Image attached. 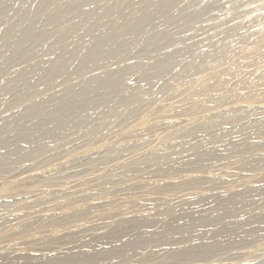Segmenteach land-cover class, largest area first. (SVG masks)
I'll return each mask as SVG.
<instances>
[{
  "label": "rangeland",
  "instance_id": "obj_1",
  "mask_svg": "<svg viewBox=\"0 0 264 264\" xmlns=\"http://www.w3.org/2000/svg\"><path fill=\"white\" fill-rule=\"evenodd\" d=\"M12 1L15 10L25 11ZM86 1L55 0L35 8L48 19L59 18L60 9L72 13L43 42L27 45L31 56L24 65L14 64L0 78L2 127L26 116V129L42 140L34 125L39 117L45 132L65 133L58 142L47 140L34 158L0 165V264H264V60L255 54L248 70L231 69L246 50L258 46L254 39L264 30V0H184L182 7L197 5L200 13L177 8L160 20L144 21L139 34L108 36L100 50H92L103 60L85 77L69 78L66 71L49 82L44 74L33 73L38 64L68 58L57 46L64 37L78 38L77 4ZM111 5L124 14L118 26L139 21L125 2L111 0ZM17 23L11 19L2 29ZM102 30L112 28L97 26L92 35ZM246 34L249 39L241 38ZM151 35L155 43L145 50ZM5 40L11 39L1 40L0 49L8 53ZM234 41L239 44L233 60L221 69L190 74L179 84L171 80L189 65L221 60L222 50ZM115 48L128 49V54L113 59L107 53ZM153 57L167 58L169 65L158 66ZM109 72L120 80L108 95L80 91L87 78L99 81ZM224 72L228 83L220 91L204 87L203 81L219 80ZM21 75L39 90L35 103L51 107L74 84L76 100L89 101L81 112L67 108L66 114L88 117L86 122L59 127L46 111L29 108L21 92L33 91ZM120 82L148 101L128 106L130 96ZM239 83L242 92L232 96ZM251 97L253 105L248 104ZM182 128H188L185 146L175 150L166 138ZM5 151L0 150L1 156Z\"/></svg>",
  "mask_w": 264,
  "mask_h": 264
},
{
  "label": "bare ground",
  "instance_id": "obj_2",
  "mask_svg": "<svg viewBox=\"0 0 264 264\" xmlns=\"http://www.w3.org/2000/svg\"><path fill=\"white\" fill-rule=\"evenodd\" d=\"M53 1H55V0H18L19 4L24 5V10H25L24 12H18L17 10H15L13 8L14 3L12 0H0V18H1V21L2 20L4 21V22L0 23V25H1L0 26V41L2 40V42H3V40L6 37L11 39L9 41L5 40V43H4V49L8 53H3L2 50L0 49V78L3 76L9 75L11 67L14 64L24 65L26 60L30 58L29 56H31V55L29 52L31 49H29V47H27V45L34 46L37 43L43 42V39L45 38V36H47L51 32L52 28L58 27L62 23L63 19L66 18V16L71 15L72 10H70L69 8L58 10L57 12L60 15V17L57 19H48V16H47L48 14H44L45 11H43L42 13L35 12V10H36L35 8H38L42 5H45V3L50 4ZM170 1H172L174 3L170 2ZM182 1H184V0H174V1L169 0V3L165 2L164 0L162 2L159 0H124V1L118 0V3H120V2L124 3L125 2L128 5L127 8L130 9V12H131L130 14H132L134 17L139 19V21L137 23H134V24L130 23V24H127L125 26H123V25L118 26L117 25V23L119 24V21L124 18V16H123L124 14H123V12H120L117 9L112 8L111 0H95V1L89 0V1H86L84 3L78 2L79 3V4H77L78 8L81 11H80L79 16H77V18L79 17L78 20H79V23H81V25L79 26L77 33H80V34L78 35L77 39L76 38L70 39V37L69 38L64 37L63 40L61 39L63 41V43L61 45L57 46L58 49H62L65 52V54L68 56V58L61 60V61H54L50 64H46L43 66L38 64L37 66H34V72L33 73L44 74L45 78L47 80H49V82L54 81V80H58L59 78H62L63 76H65L64 72H66V71L68 72L67 77H69V78H73L75 76H82V77L84 76L85 77L89 71H92L94 68H96L99 65V62H101L103 60L101 57L102 54L99 57H95V55L92 54V50H100L103 46V41L105 39H107L108 36L116 38V37H119L122 35L139 34L144 29V21H146L147 19H151L154 21L160 20L162 18H165V16H166L165 14L167 12H169V11L171 12L177 8H178L177 10H180L183 8L192 14H199L200 13V10H199L200 7L199 6L190 5V4L187 5L186 3H184L185 6L183 5L184 7H182V3H181ZM141 4L146 5V8L140 9L139 5H141ZM93 5L96 7L90 8ZM150 5H151V7H150ZM152 6L154 8H152ZM102 12L110 13L111 15L109 17L105 18V17H103ZM28 16H29V18H28ZM34 16H38V17H34ZM170 18H172V17H170ZM11 19H15L16 21H19V22L21 21V23H19V24L17 23L15 26H10L9 28L2 29V25L4 23L10 21ZM101 25H110L112 28L111 32L109 33L105 30H102L97 34L92 35L94 33L95 28L97 26H101ZM212 26H213V24H212ZM215 31L217 32V30H215ZM90 35L93 36L92 37L94 40L93 43L87 42V38ZM249 36L250 35L246 34V35H243V37H241V38L249 39L248 38ZM255 37L256 38L254 39V41L258 46L246 50V52L241 57H239L237 61L233 62V64L231 65L232 70H234V71H241V70H245V69L248 70L249 69L248 68L249 63H250L252 57L255 56V54H260V58L264 60V47H263V45H260L264 41V30L260 31V33L255 35ZM242 40L243 39H240V41L239 40L238 41L241 42ZM238 41L233 42L234 44H233V47L231 46L232 48H230L228 50H224V49L222 50L224 56L221 60H217L216 62H205L204 61V62L198 64L197 66L189 65L186 68L182 69L179 73H177L171 80L173 81L174 84L175 83L179 84L183 81L185 76H188L190 74H196L197 75V74H201L202 72H204L206 70H209L212 68L215 69L218 67L221 69L224 62L227 63V62H231L233 60L232 59L234 57L233 53H234V51H237L236 47H237V44H239ZM154 43H155V36L151 35V37H149L144 42L145 50L147 49L148 46H152ZM46 52L48 53V55L52 54L51 49H48ZM202 53H203V51H201V49H198V51L196 52V54H197L196 56H200V55H202ZM107 54L109 55V57H112L113 59H123L126 56V54H128V49L121 50L119 48L118 49L115 48V49H112L111 51H109ZM166 59L167 58L153 57V60L155 62L154 64H156L158 66L169 65V61ZM228 69H229L228 71H230V68H228ZM222 70H224V68ZM217 72H219V71H217ZM228 76H229L228 73L224 72L221 74V77L219 78V80L215 79V77H213V76H212L213 78L209 77L205 81H203V85H204V87H209V88L211 87L212 89H216V90L218 89L219 90L220 88H223L228 83ZM90 79H91V77L87 78L86 80H84L83 82H81L79 84L81 86V90H80L81 92L99 93L102 95L103 94L108 95V93L111 92L112 85L118 84L117 82H119V80H120L119 77L117 76L116 72L105 73L99 81L93 82L94 80H90ZM21 81L24 82L26 85H29L33 91V94H31L32 92H29V93L28 92H21L22 93L21 99L23 100V102H26L28 104V107L33 109L35 112L42 114V113H45V111H46L45 116H46V118L48 117L47 119L50 120L52 123H56L59 127L66 125V126H70V128H73V127L79 126L83 122H86L88 117L86 118L84 116V117L77 118L78 116L74 117V116H71L70 114H66L67 108H71V109L78 110L81 112L83 110V108L86 107L87 102L89 101L88 98L87 99L84 98L83 100H80V101L76 100V96L78 95L77 94L78 91L75 90L74 84H70L67 87V90H69L67 96L64 99H62V101H60L57 106H56V104H53V107H51V106L43 105L41 103L40 104L35 103L34 93L36 94L39 90L30 81L28 76L24 77V75H21ZM261 81H263V80H261ZM256 82H254V83H256ZM244 83H242V84H244ZM262 83H264V82H262ZM119 84H121L120 89H123L130 96V97L128 96L129 99L127 100L128 106H129V102H133L135 100L136 101L138 100L139 102L144 103L146 101V99L148 98L147 95L140 93L141 91H139L137 89H132L131 87H127L124 84H122L121 82ZM251 87H252V85H251ZM230 89H232V88H230ZM242 90H243V86H241V84L240 85L237 84V86H235L232 89V91L230 90L231 95L235 96V95L241 93ZM244 90H245V88H244ZM213 91H215V90H213ZM225 96H228V92H227V95H225ZM111 100H112V98H111ZM101 102H103V101H101ZM254 103H255V98L251 97L250 100L248 101V104L253 105ZM202 106H205V105L202 104ZM202 106L200 107L201 109H203ZM209 106L211 107V104ZM205 107H204V109H205ZM207 107H208V105H207ZM211 108H210V110H211ZM98 110H100V109H98ZM59 112L60 113L62 112L60 115V118L57 119L56 117H52L55 113H59ZM63 112L65 114H63ZM159 115H161V114H159ZM38 116L41 117V115H38ZM38 118H36L34 120V122H35L34 125L36 126L35 129H37V132L39 133V135L40 136H41V134L43 135L42 140H37L35 138V134L30 133L26 129V126H27L28 121H29L28 120L29 118H27L26 116L22 117L17 122L10 123L6 127H2L1 121H0V137L2 139V143L0 144V150L2 148H3V150H6L4 152L5 154H3L2 156L0 154V165L2 164L1 165L2 168H3V165H5V166L13 165V164H15L21 160L23 161V160H26L29 158H34L35 156L40 155L44 150V146H45V143L47 140H51L52 142H58L62 138V135L65 134L61 131H57L54 133L45 132L43 129V122H41L42 120L40 118L39 119ZM213 118H215V116ZM222 118L218 117V119L216 121H219ZM236 118H237V116H236ZM116 121H117V119H116ZM220 122H222V121H220ZM209 125H210V123H209ZM199 126H201V125H199ZM199 126H197V127H199ZM117 128H119V127L117 126ZM201 130H202V128H201ZM187 131H188V128H182L180 130L175 131L172 135H170V137L168 139L166 138V140H168V142H170L169 146H172L175 150L178 149L180 146H183L184 145L183 144L184 143L183 137L186 135ZM195 131H197V130H195ZM1 152H3V151H1ZM154 159L159 160L158 156L154 157ZM162 159L163 158H161V160ZM0 171H1V169H0ZM8 195H10V194H8ZM56 225H57L56 222L52 223V226H56Z\"/></svg>",
  "mask_w": 264,
  "mask_h": 264
}]
</instances>
